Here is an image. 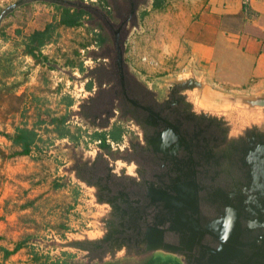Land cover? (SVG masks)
Instances as JSON below:
<instances>
[{
  "label": "rangeland",
  "instance_id": "obj_1",
  "mask_svg": "<svg viewBox=\"0 0 264 264\" xmlns=\"http://www.w3.org/2000/svg\"><path fill=\"white\" fill-rule=\"evenodd\" d=\"M14 1L0 0V9ZM79 1L106 14L111 24L118 25L128 14L125 0ZM144 1L134 0L138 4L135 17L123 28L128 95L152 104V99L165 97L172 83L192 78L201 88L183 94L194 112L222 117L231 137L250 125H260V109L225 105L221 99L224 95H249L213 85V78H202L207 76L208 67H193L188 46L174 37L176 0H163L159 9L151 7L152 0L142 5ZM58 14L54 5L28 3L0 24V222L4 223L0 249L11 251L20 245L4 259L0 251V264H99L85 258L83 252L60 247L74 240L101 237V220L109 213L107 205L95 203L96 188L78 181L75 171L88 176L90 166L84 162L96 156L109 164L115 162L116 172L125 168L129 175L142 165L126 147L128 140L134 143L138 136L130 116L121 119L124 107L113 90L108 51L111 37L100 23L103 19L99 15L101 21L94 19L89 13L79 25L67 28L57 25ZM48 23L53 25L52 36L32 59L25 54V38ZM106 112L113 115L108 127L91 125L103 123ZM16 127L32 129L37 135L27 155H19L18 146L12 143ZM118 128L120 139L113 142L107 135ZM61 133L67 135L61 137ZM94 133L105 134L110 142L96 145ZM116 145L124 147L118 150ZM142 166L146 171L151 169L147 163ZM104 167L102 162L96 164L93 176H104ZM114 258V264L173 259L156 253L134 259L124 256L123 251Z\"/></svg>",
  "mask_w": 264,
  "mask_h": 264
},
{
  "label": "water",
  "instance_id": "obj_2",
  "mask_svg": "<svg viewBox=\"0 0 264 264\" xmlns=\"http://www.w3.org/2000/svg\"><path fill=\"white\" fill-rule=\"evenodd\" d=\"M125 1L128 14L115 27L100 16L114 37L121 119L130 116L138 136L126 147L151 169L141 165L129 175L125 168L116 172L115 162L106 163L102 156L86 160L88 176L75 171L74 177L96 188V204L108 206L101 220L103 234L60 247L83 252L99 264L114 263L122 251L134 259L153 253L169 256L178 264H264V94L221 97L225 105L261 110L260 125H250L235 137L222 117L192 110L183 92L201 88L195 79L172 83L165 97L152 99V104L131 98L125 86L123 28L134 19L138 4ZM34 2L98 14L79 0H16L0 9V24ZM112 117L106 112L103 123L91 125L104 129ZM101 162L105 175L93 176Z\"/></svg>",
  "mask_w": 264,
  "mask_h": 264
},
{
  "label": "crops",
  "instance_id": "obj_3",
  "mask_svg": "<svg viewBox=\"0 0 264 264\" xmlns=\"http://www.w3.org/2000/svg\"><path fill=\"white\" fill-rule=\"evenodd\" d=\"M174 7V37L188 46L193 67H208L203 79L228 92L264 94V0H176Z\"/></svg>",
  "mask_w": 264,
  "mask_h": 264
},
{
  "label": "trees",
  "instance_id": "obj_4",
  "mask_svg": "<svg viewBox=\"0 0 264 264\" xmlns=\"http://www.w3.org/2000/svg\"><path fill=\"white\" fill-rule=\"evenodd\" d=\"M163 0H152L151 7L153 9H159L162 6ZM58 14L57 19V25L64 26L67 28H72L77 25H79L81 19L87 15V13L83 10H75V9H69L64 7H56L54 6ZM53 33V25L51 23L46 24L41 30H33L26 38H25V44H24V51L25 54L32 59L36 57V53L39 52V49L45 45L51 38ZM100 40V39H99ZM54 122V121H53ZM121 129L118 128L114 134L108 133V137L111 138L113 142H117V140L120 139L121 136ZM66 133H61L60 136L64 137L66 136ZM93 138L96 140H100V145H105V134L102 133H94ZM37 140V135L34 130L28 129V128H20L16 127L13 134L12 143L19 148V155H27L29 153V150L31 146L35 144ZM20 248V245L17 244L14 246V248L11 251H8L6 249H0L2 253V258H7L10 254L14 253ZM37 258H35V262H37ZM47 261L46 257H44V262ZM38 264H45V263H38ZM48 264H65V262L61 261H55L51 262L49 261ZM113 264V263H112ZM147 264H178L177 261L174 260H167L163 262L149 260Z\"/></svg>",
  "mask_w": 264,
  "mask_h": 264
},
{
  "label": "flooded vegetation",
  "instance_id": "obj_5",
  "mask_svg": "<svg viewBox=\"0 0 264 264\" xmlns=\"http://www.w3.org/2000/svg\"><path fill=\"white\" fill-rule=\"evenodd\" d=\"M129 8V7H128ZM96 9V8H95ZM97 10V13L98 14H96V15H101V14H104V13H102L101 11H99L98 9H96ZM86 13H87V11H85ZM90 14H92L93 16H95V18L94 19H98V20H100L99 19V17L98 16H96L94 13H91V12H89ZM89 13H87V15L89 14ZM106 17H107V19L109 20V18H108V16L106 15V14H104ZM90 17H92V16H90ZM90 20V19H89ZM88 20V21H89ZM101 21V20H100ZM101 24H102V26L103 27H105V29H107V27L104 25V23L101 21L100 22ZM113 25V27H115L116 25L115 24H112ZM109 31V30H108ZM109 34H110V39H111V46L109 47V49H108V51H109V55H110V57H111V70H110V73H111V76H112V81H113V90H115V92L116 93H119L121 90H120V82H119V77H118V74H117V70H116V67H115V65H114V43H113V35H112V33H110V31H109ZM100 39H101V37H99ZM125 75V74H124Z\"/></svg>",
  "mask_w": 264,
  "mask_h": 264
},
{
  "label": "built area",
  "instance_id": "obj_6",
  "mask_svg": "<svg viewBox=\"0 0 264 264\" xmlns=\"http://www.w3.org/2000/svg\"><path fill=\"white\" fill-rule=\"evenodd\" d=\"M241 1V3L242 4H245V3H247L249 0H240ZM110 142V140H109V138L108 137H105V143H109ZM125 142V138H124V140H123V143ZM96 145H99L100 144V140H96L95 142H94ZM117 146V145H116ZM124 147V145H121V146H117V149L118 150H122V148Z\"/></svg>",
  "mask_w": 264,
  "mask_h": 264
}]
</instances>
